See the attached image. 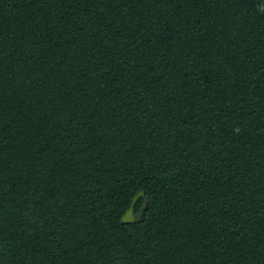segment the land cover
<instances>
[{"label": "trees", "instance_id": "1", "mask_svg": "<svg viewBox=\"0 0 264 264\" xmlns=\"http://www.w3.org/2000/svg\"><path fill=\"white\" fill-rule=\"evenodd\" d=\"M0 264H264V0H0Z\"/></svg>", "mask_w": 264, "mask_h": 264}, {"label": "water", "instance_id": "2", "mask_svg": "<svg viewBox=\"0 0 264 264\" xmlns=\"http://www.w3.org/2000/svg\"><path fill=\"white\" fill-rule=\"evenodd\" d=\"M130 215H131V211H129V212L127 213V216H126V217H130Z\"/></svg>", "mask_w": 264, "mask_h": 264}]
</instances>
